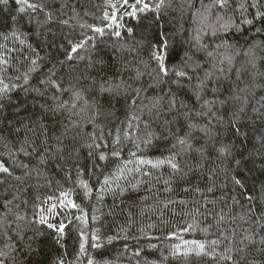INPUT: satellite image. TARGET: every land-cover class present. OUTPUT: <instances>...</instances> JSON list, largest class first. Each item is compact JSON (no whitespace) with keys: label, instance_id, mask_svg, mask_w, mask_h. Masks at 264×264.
<instances>
[{"label":"trees","instance_id":"16d2710c","mask_svg":"<svg viewBox=\"0 0 264 264\" xmlns=\"http://www.w3.org/2000/svg\"><path fill=\"white\" fill-rule=\"evenodd\" d=\"M30 2L45 7L20 11L16 0L0 4V81L8 85L0 92V164L9 168L0 173V252L7 253L0 259L5 264H89L90 259L93 264H264V30L256 32L264 29V21L243 23L264 12V0H227L224 7L209 9L208 23L216 24L219 16L220 22L231 20L240 29L201 34L208 51L221 40L234 46L218 49L214 58L198 51L193 39L202 27L193 13L203 12L212 0H165L159 9L160 0ZM48 13L55 21L45 25ZM165 40L170 69L186 70L192 84L205 72L213 74L203 99L215 101L211 112L219 121L211 114L184 118L183 112L200 111L203 102L196 100L187 79L178 88L170 72L159 87H149L156 76L151 55ZM81 41L83 47L71 53V46ZM253 44H258L254 53L246 54ZM222 55L231 56V64L221 63ZM101 59L104 63H97ZM138 71L144 73L140 80L135 79ZM122 82L131 89L100 91L101 85ZM139 87L144 91L136 97L132 89ZM172 93L187 108L169 113ZM161 96L157 116L150 109L153 98ZM236 115L239 135L231 126ZM166 120L172 123L165 125ZM189 123L197 127L189 129ZM147 132L155 138L145 147L141 140ZM186 133L192 149L181 151L176 138ZM93 135L101 148L88 147ZM117 136L120 142L114 144ZM222 145L231 156L217 151ZM114 150L120 151L119 158L110 155ZM101 151L105 161L96 158ZM172 152L180 153L178 173L167 165H145L143 171L150 170L151 177L128 173L103 184L126 161H132L129 168L137 167L130 153L156 160ZM241 158L244 163L237 168L233 161ZM234 176L243 186L233 183ZM80 180L93 189L88 196ZM68 200L79 207L72 208ZM41 215L50 223L63 222V236L41 225ZM198 244L205 245V253H199ZM224 255L232 260L221 259Z\"/></svg>","mask_w":264,"mask_h":264},{"label":"snow or ice","instance_id":"6c2138e0","mask_svg":"<svg viewBox=\"0 0 264 264\" xmlns=\"http://www.w3.org/2000/svg\"><path fill=\"white\" fill-rule=\"evenodd\" d=\"M128 0H124V3L127 4ZM141 2V0H137V3L139 4ZM7 0H0V4H6ZM16 3L19 5H22V7L19 9L20 11H24V8H30V9H40L45 7L44 4H37V3H31L30 0H16ZM165 3V0H160V3L156 5L157 9L161 8ZM227 3V0H212V4L208 5L204 8L203 12H200L199 10L196 13H193L194 16H197L200 18V22L202 24V27L200 29L197 30V34L196 36L193 37V39L196 42V47L198 51H204L206 52L207 56L210 58H214L216 51L220 48H233L234 46L231 45L230 43H228L227 41L221 40L220 44L216 45V49H214L213 51H208V45L203 44L201 42L202 40V33L206 32V31H211L212 34L215 36L216 33L223 31V32H228L230 29L232 28H236L237 31H239V26L235 25L231 22V20L225 21V22H220L222 20L221 17H217V23L216 24H210L208 23V15L207 13L209 12V9L211 7H224ZM149 7V5L147 3L144 4L143 8L147 9ZM253 7H255V4H253ZM143 10V9H141ZM261 20L264 21V12H257L256 16L253 19H245L243 20L244 24L247 25H253L255 20ZM49 21H55V16L52 13H48L46 16V20L43 21V23L45 25L48 24ZM62 23H67V21H62ZM93 30L97 33L102 32V29L100 28H93ZM262 30L261 28H257L256 32L260 33ZM11 35L15 38L19 37V34L16 31H13L11 33ZM115 35L119 36L120 33H115ZM5 39H7V36L4 37ZM20 43H24V40L21 39ZM258 46V44H253L252 46H250L248 53L246 54H253L254 53V49ZM81 47H83V41H81L80 43L71 46V53H77L78 49H80ZM71 53L68 55V59L71 60L72 56ZM187 55V54H186ZM170 53H169V45L167 40L164 41V43L162 44V46H158L152 53L151 55V59L156 63V69L154 70L156 72V76L153 78V84L149 85V87H159L162 83L165 82V78H167L169 76V73H173L174 76L176 77V80L172 81L174 84L177 85V87H182L181 85V81L184 79H187L189 82V87L192 90V94L194 95V97L196 98V100L199 101H203L201 104V110L200 111H196V112H192L191 109H188L187 111L183 112V116L186 120H192L193 117H204L206 115L211 114V116L215 119H217L218 121L221 119L220 117L216 116V113L211 112V106L215 103V101H210V100H206L203 99V93L205 92L207 86L209 83L212 82V76L213 74L211 72H205L203 77L198 79V82L195 84L191 83V76H189L188 72L186 70H183L181 68H177L175 66H173V68H169L167 65V60L170 59ZM81 59H83V57H81ZM228 62L229 64H231L232 62V57L228 56V55H222V59H221V63L223 62ZM6 63V62H5ZM97 63H101L103 64L104 61L101 59L99 61H97ZM33 66L36 65V61L33 60L32 61ZM199 69V65H195L194 70H198ZM33 68H29V72L33 71ZM144 75V73L142 72H137L135 79L136 80H140L141 77ZM149 76H152V73L149 72L148 73ZM24 79L27 80L28 79V75L24 74ZM41 83H45L44 81H42ZM47 83L52 84L53 86L59 87V85H56L55 81L49 80L47 81ZM0 85H3L2 87H0V92H6L8 90V85L7 84H3V81H0ZM131 85H125L123 82L119 85H115L114 87L112 85H109L108 87H104L103 85H101L100 91L101 92H108V93H113L116 89L119 88H124L125 91H127L128 89H131ZM34 91L39 92V89H34ZM132 91H134L136 93V97H139L141 92L144 91L143 87H139V88H135L132 89ZM212 91L215 93L216 91H218L217 89L213 88ZM76 99H80V96L78 93H74ZM136 97L133 98V100L136 99ZM164 99V97H155L153 98V103L151 105V109H156V115L159 116V110H160V104L161 101ZM67 103V102H65ZM221 104L225 103V101H220ZM75 107V105H73ZM59 107L63 108L64 105H60ZM187 108V105L183 102V101H179L178 103V98L177 95L175 93H172L170 98L168 99L167 102V111L169 113L173 112V111H178L179 109H185ZM205 109H207L208 111H205ZM241 112L243 111V109L240 110ZM254 111H258L257 109H254ZM134 119H139L138 117H133ZM89 123H91V121H89ZM165 125L171 124L172 121H165L164 122ZM231 126L234 129V131L236 132L237 135H239L240 133V128H239V115H236V117L232 120L231 122ZM129 127H131V124H129ZM189 129H195L197 127V125L195 123H189L188 124ZM201 131H204L206 134H208L207 129L206 128H201ZM92 135V134H90ZM130 133L128 131H125L124 133V138L127 139L129 137ZM155 138V134L152 132H147L145 133V137L141 140V143L145 146H151L153 139ZM96 137L93 135V144L88 145V147L90 148H94L95 149H99L101 148V145L96 143ZM100 139H103V137L101 136ZM261 141L264 142V137H261ZM120 142V137L117 136L116 139L113 140V143H119ZM176 144H178L181 148V151H185V150H191L192 146L190 144V133H186L185 136L180 137L178 136L176 138ZM187 146V148L185 147ZM262 146H264V143H262ZM137 148L140 147V144L136 145ZM175 147V145H174ZM33 152L36 151L35 148L32 149ZM59 151V149H57ZM20 151H24L25 155H29V153L22 147L20 149ZM196 151L201 152V154H203V149H196ZM217 151L222 155V156H231V150L228 146L226 145H222L220 148L217 149ZM180 153L178 152H172L169 156L163 157V158H158L156 160H151V159H146L140 156H137L136 153H130L131 156H134L136 158V165L137 167L135 168H129L128 164H131L132 161H126L124 166L119 168L118 170V174L113 178V177H108L105 176L103 184L104 185H109L110 183L113 182V180H115V182H118L120 178L125 177L128 173H141L144 176H148L151 177L152 173L151 171H143L142 166L145 165H149L152 169H157L160 168L161 166L167 165L173 172H179L181 170L180 168V164L177 160V156ZM90 156L93 155L92 152L89 153ZM111 156L113 157H117L119 158L121 153L119 150H114L110 153ZM262 155H264V153H262ZM98 160L100 161H105L108 157L105 155L104 152H99L97 154L96 157ZM44 162V158L43 156L41 157V163ZM235 163V165L237 166V168H239L242 163H244L243 158L239 159V160H235L233 161ZM21 167H26L25 165H21ZM0 173H9V168L6 167L4 164H0ZM17 179H20V177H17ZM167 183V181L165 182ZM233 183L235 185L238 186H243V182L240 178H237L236 176L233 177ZM79 184L81 187H83L85 189V196H88L89 194L92 193L93 189L88 185V183L84 180H80ZM133 189H136L138 187V184H132L130 186ZM171 189L166 188L165 191H170ZM119 191L121 193H123L124 189L121 188L119 189ZM197 191H199V189H197ZM208 191L211 192L213 191V189L210 187L208 188ZM262 191H264V187H262ZM61 195H64L65 197L67 196L66 193H62ZM142 199H146V198H142ZM248 199H252V197H248ZM10 203V202H8ZM169 203H171V201H169ZM183 203V202H181ZM68 204L72 207V208H78L79 206L76 205L74 202H72L71 200H68ZM18 219H23L22 217H18ZM77 219H83V217H77ZM95 219V217L93 218ZM221 219H223V217H221ZM41 225H45L48 229L53 230L55 233H57L58 237L63 236L64 234V230L66 225L63 222H60L59 224L56 223H50L48 222V219L41 215L39 217V221H38ZM19 235V233H18ZM83 235V234H81ZM94 240H98L99 237L98 236H93ZM262 243H264V240L261 241ZM57 243H59V239H57ZM195 243V242H194ZM213 244L219 243V241H213ZM99 245L97 244H93V247H98ZM7 247V246H6ZM198 249H199V253H205V245L204 244H198L197 245ZM80 250L81 252L84 251V244L83 242L80 245ZM198 253V254H199ZM137 255H139V253H137ZM0 256H7L6 252H0ZM221 259H224L226 261H231L232 260V256L231 255H224L221 257ZM0 264H5V261L3 259H0ZM58 264H63V261H59ZM89 264H93V261L90 259L89 260Z\"/></svg>","mask_w":264,"mask_h":264}]
</instances>
